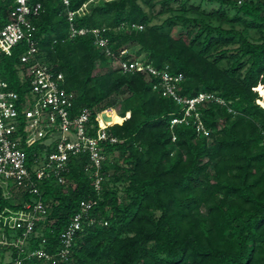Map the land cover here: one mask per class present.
Here are the masks:
<instances>
[{
    "label": "trees",
    "instance_id": "1",
    "mask_svg": "<svg viewBox=\"0 0 264 264\" xmlns=\"http://www.w3.org/2000/svg\"><path fill=\"white\" fill-rule=\"evenodd\" d=\"M206 1L217 6L29 1L42 7L31 16L39 56L63 75L73 109L119 103L120 117L107 129L116 142L101 143L99 191L86 153L68 159L64 184L51 178L39 183L47 214L35 221L19 264H264V0ZM14 7V0H0V26ZM67 9L74 12V27L99 29L114 56L91 34L70 37ZM25 48L18 43L0 63L1 78L19 94L28 86L19 82L17 68ZM141 56L183 76L179 95L208 92L224 101L197 105L207 135L195 131L193 116L171 126L183 115L181 105L153 88L157 78L113 66ZM92 201L86 219L95 221H83L67 260L61 259L60 232L82 203ZM20 207L0 187V211ZM22 232L5 230L9 239ZM34 249L54 262L26 257ZM18 251L0 249V264H14Z\"/></svg>",
    "mask_w": 264,
    "mask_h": 264
},
{
    "label": "built area",
    "instance_id": "2",
    "mask_svg": "<svg viewBox=\"0 0 264 264\" xmlns=\"http://www.w3.org/2000/svg\"><path fill=\"white\" fill-rule=\"evenodd\" d=\"M29 1L14 0L15 7L11 10L8 21L0 26V63L2 57L12 54L18 43L24 41L26 46L18 55L19 82H26L28 85L23 93L19 94L0 77V187L4 197L15 198V202L21 205L17 210L4 208L0 211V249L14 246L19 250L18 255L13 258L14 264L21 262L19 254L24 252L35 221L46 218L47 208L40 197L39 188L42 180L51 178L64 184L63 174L67 171L68 159L86 153L94 166V189L99 191L102 180L100 168L105 158L101 143L116 142V138L107 129L118 123L113 119L114 114L119 116L111 107L95 111L88 107H81L77 111L73 109L74 96L62 86L63 75L55 73L39 56V49L33 38L35 27L31 23V16L39 15L42 7L38 2L29 4ZM243 1L237 0V4ZM61 2L65 7L69 5V0ZM66 14L70 37L91 34L98 46L104 48L109 56H114L107 48L108 39L102 36L99 29L76 28L72 24L74 12L67 9ZM115 64L122 72H140L158 79L153 88L181 105L183 112L181 117L171 119V126L187 123L188 117L193 116L195 131L207 135L196 111L197 105L208 100L224 104L221 98L208 92H199L193 97L179 95L177 84L183 76L156 69L144 62L142 57L116 60ZM103 113L109 120L101 119ZM24 196L30 198L26 200ZM94 203H82L60 232V248L56 255L61 259L67 260L74 237L82 229L83 221L90 224L95 221L93 217L86 219ZM17 227L23 229L22 235L16 239L7 238L5 230ZM25 254L26 257L35 256L54 262L53 255L42 249L26 250Z\"/></svg>",
    "mask_w": 264,
    "mask_h": 264
},
{
    "label": "rangeland",
    "instance_id": "3",
    "mask_svg": "<svg viewBox=\"0 0 264 264\" xmlns=\"http://www.w3.org/2000/svg\"><path fill=\"white\" fill-rule=\"evenodd\" d=\"M191 3H195V4L201 3L202 6H208L209 8H214V7L217 6V4H215V3L207 4V1H206V0H188L187 5H190ZM172 5H173L174 7L176 6L175 3H172ZM157 8H158V7H157ZM229 14H231V13H229ZM213 21H214L215 23H217V20H216V19H213ZM131 51L134 52V50H131ZM142 56H143V55H142ZM142 56H141V57H142ZM142 58H143V57H142ZM115 65H116V64L113 63V66H115ZM17 68H19V65H17ZM0 74H1V69H0ZM0 77H1V75H0ZM120 95H121V97L124 96L123 93H121ZM263 98H264V96H263ZM261 104H263V103H261ZM109 107H111V108L113 109V111L116 112V113H118L119 110H120V108H119V107H120V106H119V103H116V104H114V105H112V106H109ZM114 116H115V114H114ZM114 116H113V119H114ZM101 119H102V120H109V118H107L106 114H104V113L101 115ZM5 255H6L5 257H6L7 260L10 259V252H5Z\"/></svg>",
    "mask_w": 264,
    "mask_h": 264
}]
</instances>
